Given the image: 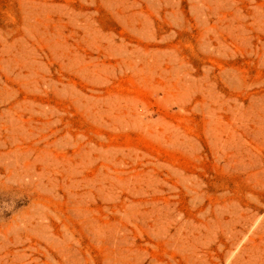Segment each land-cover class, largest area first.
<instances>
[{
	"label": "rangeland",
	"instance_id": "374dc122",
	"mask_svg": "<svg viewBox=\"0 0 264 264\" xmlns=\"http://www.w3.org/2000/svg\"><path fill=\"white\" fill-rule=\"evenodd\" d=\"M0 264H264V0H0Z\"/></svg>",
	"mask_w": 264,
	"mask_h": 264
}]
</instances>
